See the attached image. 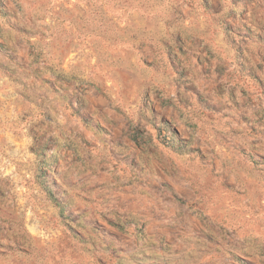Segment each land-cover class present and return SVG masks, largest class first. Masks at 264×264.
I'll use <instances>...</instances> for the list:
<instances>
[{
	"label": "crops",
	"instance_id": "1",
	"mask_svg": "<svg viewBox=\"0 0 264 264\" xmlns=\"http://www.w3.org/2000/svg\"><path fill=\"white\" fill-rule=\"evenodd\" d=\"M221 9L202 14L212 22L191 26L175 55L154 66L149 106L119 110L93 86L50 73L40 95H25L58 103L42 108L41 130L27 123L25 138L31 154L53 166L60 205L107 261L261 264L264 256L252 255L249 241L228 237L194 204L182 164L209 141L227 150L252 148V138L259 147L264 138V38L252 14V32L242 36L237 18L238 37L230 39L220 27ZM14 46L25 51L23 43ZM159 121L172 125L183 145L162 144Z\"/></svg>",
	"mask_w": 264,
	"mask_h": 264
},
{
	"label": "rangeland",
	"instance_id": "2",
	"mask_svg": "<svg viewBox=\"0 0 264 264\" xmlns=\"http://www.w3.org/2000/svg\"><path fill=\"white\" fill-rule=\"evenodd\" d=\"M11 3L0 0V264H114L93 253L87 232L78 230L60 205L53 166L28 147L27 123L41 130L43 110H56L57 101L25 95H40L50 73L93 86L119 110L138 102L149 106L154 66L175 55L173 48L185 43L191 26L212 22L202 14L224 8L220 27L235 42L234 20L243 19L241 34L248 36L255 14L264 38V0ZM22 43L25 51L14 46ZM250 140L252 148L227 150L212 145L220 140L206 142L182 164L196 193L194 204L232 229L228 237L249 241L252 255L260 258L264 251L255 244L264 249V138L259 147ZM260 260L264 264V257Z\"/></svg>",
	"mask_w": 264,
	"mask_h": 264
},
{
	"label": "built area",
	"instance_id": "3",
	"mask_svg": "<svg viewBox=\"0 0 264 264\" xmlns=\"http://www.w3.org/2000/svg\"><path fill=\"white\" fill-rule=\"evenodd\" d=\"M4 4H9V0H1ZM173 129L175 128L171 126H167L163 122H157L156 124V131H157V139L164 145L166 146H171V145H183V141L179 137L178 134H176ZM210 160V159H209ZM49 176L46 175L47 179ZM225 232L228 236H233L234 232L230 228H226Z\"/></svg>",
	"mask_w": 264,
	"mask_h": 264
},
{
	"label": "trees",
	"instance_id": "4",
	"mask_svg": "<svg viewBox=\"0 0 264 264\" xmlns=\"http://www.w3.org/2000/svg\"><path fill=\"white\" fill-rule=\"evenodd\" d=\"M167 126H171L169 123H166ZM173 131L176 133V131L173 129ZM177 134V133H176Z\"/></svg>",
	"mask_w": 264,
	"mask_h": 264
}]
</instances>
